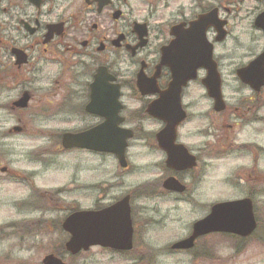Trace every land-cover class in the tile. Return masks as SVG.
Returning <instances> with one entry per match:
<instances>
[{"label": "flooded vegetation", "instance_id": "af4514ba", "mask_svg": "<svg viewBox=\"0 0 264 264\" xmlns=\"http://www.w3.org/2000/svg\"><path fill=\"white\" fill-rule=\"evenodd\" d=\"M219 1L216 6L207 8L205 0H192V6L189 8L178 6L167 20L164 11L169 10L176 0H0V88L11 87L12 84L29 88L35 84H44L46 81L50 86L51 82L57 83L61 82V78H64V81L67 79L63 86L64 96L53 102L50 101L48 104L53 105L51 108L45 107L42 110L39 108L41 113H35L34 118L41 117L45 113L50 116V110L59 107L64 111L63 113L69 111L71 118H79L85 122L84 128L72 130L73 133L82 132L98 126L105 119L88 111L92 100L97 101V96L107 91L119 93L118 101L122 106L119 116L124 120L119 126L133 132V139L129 141L125 155L127 167L122 168L115 155L81 151L111 157L123 173L142 168L153 170L154 175H159L155 181L141 183L129 192L113 198L111 204L96 209L112 207L128 198L134 244L140 240L139 236L145 233L150 225L147 218L143 217L147 208L138 205L139 200L169 199L175 204L194 209L200 208L203 212L206 205L203 207L195 196L201 194V186L205 183L206 177L211 175L212 166L236 162L237 168L251 171L254 169L252 174H255L259 171V164L264 162V86L256 90L236 77L241 89L249 95L233 97L232 102H229L225 98V84L222 79L221 91L225 105L224 110L216 111L213 100L208 96L202 82L206 77V71L198 70L197 78L190 81L182 90L181 107L186 119L177 126L174 143L175 146H183L188 153L185 157L176 150L180 165L190 166L195 162L194 166L187 169L169 167L168 154L160 147L157 139L166 124L147 113L149 105L158 101L160 94L166 92L173 81L171 67L161 63L165 48H169L168 55L174 58L179 55L177 51L170 50L176 39L173 34L176 27L189 29L191 23L197 21L200 16L217 9L219 19L227 22L228 31L232 9L247 7L250 8L249 20L257 37L254 40L256 42L261 40L262 46L257 50L252 48L251 59L238 69L247 67L264 53V28L256 26V21L264 15V0ZM223 12L227 17H222ZM217 36L214 29L208 31V38L214 45V61L219 73L222 74L221 59L216 56V48L228 39L230 31L223 42H217ZM173 63V60H169V64L173 65ZM139 77L144 79L145 84L142 83V88L138 85ZM194 86L202 91L200 101L188 99V94ZM143 91L150 93L144 94ZM24 95L29 97L27 107H15L16 100L11 104L12 110L30 108L34 95L24 92L22 98ZM202 100L211 102L210 113L214 116V123L212 127L203 131L198 130L202 139L199 138V143L193 144L194 142L191 141L193 132L188 131L185 134L184 131L191 120L206 116L200 110ZM171 110L176 113V108L171 107ZM60 113L56 110L55 115ZM15 115L18 116L17 113ZM89 121L95 124L89 126L92 124ZM62 135L63 133L60 149H63ZM133 140L137 144H132ZM134 146L140 149L141 157L150 160L149 166L135 168L132 165L129 151ZM243 162L247 165L250 163L251 166L249 168L247 165L243 166L241 164ZM237 168L233 172L234 168L226 170L219 182L230 186H234L232 185L234 183L240 191L246 192L237 193L229 186L237 197L230 201L251 200L260 227L261 221L256 213V210L257 212L259 210L255 208V201L264 199V186L259 184L257 178L250 180V175L243 177V173H237ZM1 171L7 172L6 167ZM170 179L178 181L184 191L176 192L167 188L165 182ZM223 179L225 182L222 183ZM123 185L119 183L107 189L97 188L101 189L103 195H109V192L118 190ZM213 205L209 206L210 210ZM137 213L145 221L140 229H138ZM61 226L62 223L56 231L57 236ZM192 229L193 224L188 236L173 243L170 249L192 255L206 236L213 234L225 236L231 239L234 247H241L251 242L254 236V234L247 237L229 233L207 234L196 240L192 250H173L174 245L192 235ZM67 238L62 240L59 237L55 246L60 247L61 242L64 241L65 247Z\"/></svg>", "mask_w": 264, "mask_h": 264}, {"label": "rangeland", "instance_id": "374dc122", "mask_svg": "<svg viewBox=\"0 0 264 264\" xmlns=\"http://www.w3.org/2000/svg\"><path fill=\"white\" fill-rule=\"evenodd\" d=\"M218 3L219 0H205L207 8ZM178 6L189 8L192 0H176L169 10L164 11L167 20ZM249 12L250 8L247 7L232 9L228 27L230 36L216 48V56L222 64L225 98L229 102H232L233 97L249 95L241 89L234 72L251 59V51L262 46L261 40H254L257 37L251 27ZM222 17H227V14L223 12ZM60 80L57 83L51 82L50 86L46 81L29 88L16 84L0 88V264H42L47 255L58 250L55 246L59 239L56 231L73 213L72 210L100 209L111 204L113 198L159 177L154 175L153 170L142 168L123 173L108 156L60 149L61 134L82 129L85 122L71 118L69 111L63 113L59 107L50 110V116L45 113L41 117H33L35 113H41L40 109L53 107L48 104L50 101L64 96L63 86L67 79ZM24 92L34 95L30 108L26 111L12 110L11 104L20 100ZM201 94L202 91L194 86L188 99L200 101ZM200 105L201 112L206 116L191 120L184 131L185 134L193 132V144L199 143V138L202 139L198 130L203 131L214 123V116L210 113L211 102L202 100ZM56 110L61 113L55 115ZM89 122L92 123L89 126L95 124ZM134 143L137 144L135 140L132 141ZM139 150L135 146L130 149V162L135 168L149 166L150 160L141 157ZM241 164L247 165L245 162ZM4 167L7 172L1 171ZM259 167V171L252 174L254 169L237 168L236 162L212 166L211 175L206 177L201 186V194L195 196L203 207L206 205L203 212L200 208L175 204L169 199L139 200L138 205L147 208L143 217L147 218L150 225L139 236L140 240L136 241L131 252L119 254L93 247L73 257L61 256L67 264H264L263 198L255 201L261 225L251 242L234 247L231 239L213 234L206 236L192 255L170 249L173 243L188 236L195 221L209 213L211 204L237 199L229 189L230 185L223 183L225 178L223 184L219 182L226 170L234 168L233 172L237 168V173H243V177L250 175V180L257 178L259 184L264 186V162ZM119 183L124 185L109 192V195H103L101 189L97 188L107 189ZM232 185L230 187L235 192L246 193L235 187L234 183ZM136 217L140 229L145 221L138 213Z\"/></svg>", "mask_w": 264, "mask_h": 264}, {"label": "water", "instance_id": "95a60500", "mask_svg": "<svg viewBox=\"0 0 264 264\" xmlns=\"http://www.w3.org/2000/svg\"><path fill=\"white\" fill-rule=\"evenodd\" d=\"M226 21L220 20L218 10L200 16L192 22L189 29L182 26L173 30L175 40L170 50L177 51V58L168 55L169 48L163 50L162 65H169L172 70L173 81L166 92L160 94V99L149 105L147 113L162 120L166 126L158 134L159 145L168 154L167 164L175 169H187L190 166L180 165L176 157V150L187 157L186 149L175 146L177 126L186 119L182 111L181 95L186 85L197 78L199 69L206 71L202 80L208 96L213 100L216 111L224 110L222 94V79L218 66L214 61V45L208 39V31L213 28L217 33V42H223L227 37ZM256 26L264 28V15L256 21ZM173 60V65L169 60ZM240 81L253 89L259 90L264 86V53L251 62L247 67L237 71ZM144 79L139 77L138 85L142 88ZM143 93H150L144 92ZM107 96V98H104ZM92 100L88 111L104 117V121L96 127L80 133H64L62 146L64 149H85L98 153H111L115 155L122 168L127 167L126 150L128 141L132 139L133 132L123 129L119 125L124 121L119 116L122 109L118 101L119 93L106 92ZM104 98V99H103ZM29 97L17 101L14 106L26 108ZM171 107L176 108L173 113ZM165 186L176 192H183L184 188L176 180L170 179ZM257 228L253 202L241 200L218 203L213 206L211 213L205 219L195 223L192 235L176 245L173 249L189 250L194 247L195 240L201 236L221 232L235 234L243 237L251 235ZM63 229L70 235L66 250L71 255L88 251L91 247L101 245L117 251H131L133 249V228L131 222L128 198L114 206L97 212L80 211L70 215L63 223ZM42 264H66L65 261L54 254L47 255Z\"/></svg>", "mask_w": 264, "mask_h": 264}, {"label": "trees", "instance_id": "16d2710c", "mask_svg": "<svg viewBox=\"0 0 264 264\" xmlns=\"http://www.w3.org/2000/svg\"><path fill=\"white\" fill-rule=\"evenodd\" d=\"M76 211V209L72 210V212ZM58 236L62 238V240L67 236L68 234L65 233L62 229L58 231ZM58 250L54 251L55 254L61 256L62 254L64 255L65 252V247H64V241L61 242V246L57 248Z\"/></svg>", "mask_w": 264, "mask_h": 264}, {"label": "bare ground", "instance_id": "6f19581e", "mask_svg": "<svg viewBox=\"0 0 264 264\" xmlns=\"http://www.w3.org/2000/svg\"><path fill=\"white\" fill-rule=\"evenodd\" d=\"M239 70V69H238ZM237 69L235 70V72H234V75H235V77H238V75H237V71H238ZM220 76H221V79H223V76H222V74L220 73Z\"/></svg>", "mask_w": 264, "mask_h": 264}]
</instances>
